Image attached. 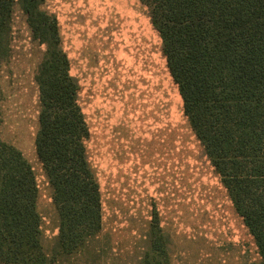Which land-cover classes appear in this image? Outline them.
<instances>
[{
    "label": "rangeland",
    "instance_id": "374dc122",
    "mask_svg": "<svg viewBox=\"0 0 264 264\" xmlns=\"http://www.w3.org/2000/svg\"><path fill=\"white\" fill-rule=\"evenodd\" d=\"M44 8L62 20L102 198L100 232L53 264H139L157 228L154 216L169 264H260L252 235L182 114L147 7L139 0H48ZM10 47L0 62V141L19 149L33 170L42 243L52 255L58 214L34 147V75L46 45L32 37L18 3Z\"/></svg>",
    "mask_w": 264,
    "mask_h": 264
},
{
    "label": "trees",
    "instance_id": "16d2710c",
    "mask_svg": "<svg viewBox=\"0 0 264 264\" xmlns=\"http://www.w3.org/2000/svg\"><path fill=\"white\" fill-rule=\"evenodd\" d=\"M161 39L182 110L202 144L264 264V0H139ZM46 49L38 87L35 153L52 188L58 230L52 255L42 243L33 170L0 141V264H53L100 232L101 192L87 160L89 129L79 84L45 0H0V62L10 52L14 4ZM156 230L139 264H169Z\"/></svg>",
    "mask_w": 264,
    "mask_h": 264
},
{
    "label": "crops",
    "instance_id": "0c3cea01",
    "mask_svg": "<svg viewBox=\"0 0 264 264\" xmlns=\"http://www.w3.org/2000/svg\"><path fill=\"white\" fill-rule=\"evenodd\" d=\"M48 2V0H45V3H47ZM44 3V4H45ZM49 12V11H48ZM49 13H51V12H49ZM57 13V11L56 10H54L53 11V13H51V14H53L55 17H56V19H57V23H58V28H59V33H60V37H61V46H62V48H63V50L65 51V53H66V55H67V57H68V59H69V67H70V73H71V75H73L72 74V62H71V58L69 57V55H68V52L65 50V48H64V44H63V33H62V29L60 28V22H62V20H61V18H60V15H59V13L58 14H56ZM58 17V18H57ZM58 19H59V21H58ZM150 22H151V20H150ZM153 26V25H152ZM157 31V30H156ZM160 41H161V39H160ZM161 48V47H160ZM161 52H162V49H161ZM163 54V53H162ZM164 56V55H163ZM164 59H165V57H164ZM165 63H166V60H165ZM167 66V65H166ZM168 69V68H167ZM168 72H169V70H168ZM170 74V73H169ZM74 76V75H73ZM171 76V75H170ZM75 77V76H74ZM76 78V77H75ZM77 79V78H76ZM171 79H172V77H171ZM78 81V80H77ZM172 81H173V79H172ZM174 82V81H173ZM78 84H79V82H78ZM175 84V83H174ZM176 85V84H175ZM177 87V86H176ZM79 89H80V87H79ZM80 91V90H79ZM79 104H80V102H79ZM81 106V105H80ZM81 110H82V107H81ZM182 112H183V110H182ZM182 114H184V113H182ZM184 116H185V114H184ZM84 118H86L85 116H84ZM187 118V117H186ZM189 122V121H188ZM87 123V122H86ZM87 126H88V123H87ZM90 127H88V129H89ZM194 132V131H193ZM195 134V133H194ZM89 135H90V131H89ZM89 138V136L87 137V139ZM87 139H86V141H87ZM198 139V138H197ZM85 149H86V155H87V160H88V162H89V166L91 165L90 164V159H89V157H88V153H87V148H86V146H85ZM91 168V167H90ZM97 181V180H96ZM98 182V181H97ZM99 184V183H98ZM99 188H100V186H99ZM100 192H101V189H100ZM101 206H102V198H101ZM102 208V207H101ZM102 213V212H101ZM56 235H57V233H56ZM56 235H55V239H56ZM55 243V242H54ZM73 254V253H72ZM68 255H71V254H68ZM63 256H67V255H63Z\"/></svg>",
    "mask_w": 264,
    "mask_h": 264
}]
</instances>
